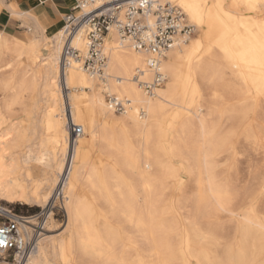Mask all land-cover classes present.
Here are the masks:
<instances>
[{"label":"bare ground","instance_id":"6f19581e","mask_svg":"<svg viewBox=\"0 0 264 264\" xmlns=\"http://www.w3.org/2000/svg\"><path fill=\"white\" fill-rule=\"evenodd\" d=\"M154 1L179 7L194 35L166 52V80L153 95L135 80L152 79L148 56L114 27L104 37L103 77L79 61L60 65L64 21L50 38L0 32V201L45 208L59 190L68 233L47 236L43 221L17 264H264L257 195L235 215L236 239L222 246L214 232L218 214L233 216L237 191L226 174L235 144L242 141L264 166V19L248 17L264 0ZM85 34L82 26L71 41L82 54ZM108 96L125 110L114 112ZM72 126L83 133L75 136ZM182 172L194 185L189 227L178 214L183 188L165 199ZM20 218L21 236L29 238L36 218Z\"/></svg>","mask_w":264,"mask_h":264},{"label":"built area","instance_id":"2783aa9c","mask_svg":"<svg viewBox=\"0 0 264 264\" xmlns=\"http://www.w3.org/2000/svg\"><path fill=\"white\" fill-rule=\"evenodd\" d=\"M102 2L98 9L84 10L85 7ZM152 18V22L147 19ZM66 40L63 46L60 65L64 68L73 61H79L82 69L94 77H103L107 57L103 52L104 37L111 27L116 28L121 38L130 42L132 48L148 56L147 69L150 81L139 80V87L147 94L161 87L166 78L161 63L166 52L180 41H186L194 34L179 7L154 0H74L69 14L64 17ZM86 27V50L82 54L72 46L71 41L79 29ZM109 107L116 113L125 110L126 104L114 96H108ZM72 133L79 136L82 127L72 126ZM18 214L0 209V253L20 259L33 247V235L21 236Z\"/></svg>","mask_w":264,"mask_h":264},{"label":"rangeland","instance_id":"374dc122","mask_svg":"<svg viewBox=\"0 0 264 264\" xmlns=\"http://www.w3.org/2000/svg\"><path fill=\"white\" fill-rule=\"evenodd\" d=\"M239 9L241 10L240 12H243L242 8H239ZM239 9L237 11H239ZM260 10H255L256 12L253 11L248 17H254L257 20L264 19V9H260ZM14 36L23 41H26L25 38L27 36V33H18V34H15ZM41 50L44 55L47 53L46 47H42ZM231 82L233 85L238 84V81L236 79H231ZM66 128L67 130L70 129L68 126ZM235 146H236V151L238 153L235 156V159H232L230 161L231 169L226 174L228 181L237 191V197H236L237 200L235 198V200L233 201L232 207H231L234 217L228 214H223V213L218 214L217 218L219 220L218 221L219 224L214 229L215 230L214 232H216V234L218 236H221L223 239L222 246L229 244L230 242H232L234 239L238 237L239 234L237 232V224H238L239 218L235 215L244 211L243 209L247 208L249 197L251 195H254V194L257 195L259 211L264 214V166L261 163L262 162L261 157L257 156L254 152L244 150V148L242 149V147L244 146L242 141L239 143H236ZM163 160L169 161V163L175 167L183 166V162L179 158L165 157L163 158ZM221 162L223 163L224 161H221ZM255 170H257L256 171L257 173L254 172ZM219 171L223 172L225 170L219 169ZM180 176L182 180L181 183L177 185H172L165 192V199H169L170 197H173V198L178 197L179 192H180L179 189L183 188V193H184L183 196L186 199V204L185 206H183L182 209L178 211V214H179V218L181 219L183 223V226L189 227L190 219H188L187 216L192 211L190 199L194 194V185L193 183L190 182V178L187 173L182 172ZM58 193H59V190L57 191V195L54 196L53 199L51 200L52 202L51 201L48 202V205H46L45 208L42 206H36L33 204L31 205H24L22 203L8 204L4 201H0V205L8 208L13 213L18 214L20 217H35L36 218L34 221V229L33 231L30 232L29 237L32 235L34 236L36 234L37 229L40 228L43 221H44L43 227L46 224L45 228L47 230L48 229L51 230L50 232H46L47 236L63 235L64 237H67L68 233L65 232L64 228L61 226L65 223L66 213H65V210L62 204L61 196L58 197ZM97 205L100 209L105 210V207L103 206L102 203H98ZM49 214L52 216H50L51 219L47 221V217ZM231 218H234V219L232 220ZM1 259L6 261L5 264H17V262H15L12 259V256L7 257L6 260H5V257L2 258V256H0V260ZM19 264H23V263L20 262Z\"/></svg>","mask_w":264,"mask_h":264},{"label":"crops","instance_id":"0c3cea01","mask_svg":"<svg viewBox=\"0 0 264 264\" xmlns=\"http://www.w3.org/2000/svg\"><path fill=\"white\" fill-rule=\"evenodd\" d=\"M73 5V0H0V32L53 37Z\"/></svg>","mask_w":264,"mask_h":264}]
</instances>
